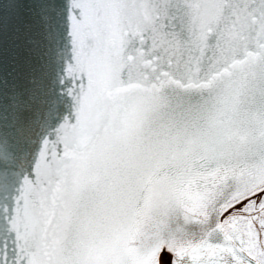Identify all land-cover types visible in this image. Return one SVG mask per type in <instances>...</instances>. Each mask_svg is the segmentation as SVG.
I'll use <instances>...</instances> for the list:
<instances>
[{"label":"snow or ice","instance_id":"snow-or-ice-1","mask_svg":"<svg viewBox=\"0 0 264 264\" xmlns=\"http://www.w3.org/2000/svg\"><path fill=\"white\" fill-rule=\"evenodd\" d=\"M0 264H264V0H0Z\"/></svg>","mask_w":264,"mask_h":264}]
</instances>
